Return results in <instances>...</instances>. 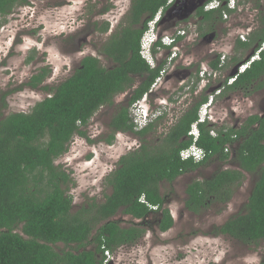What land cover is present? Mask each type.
I'll use <instances>...</instances> for the list:
<instances>
[{
    "label": "trees",
    "instance_id": "16d2710c",
    "mask_svg": "<svg viewBox=\"0 0 264 264\" xmlns=\"http://www.w3.org/2000/svg\"><path fill=\"white\" fill-rule=\"evenodd\" d=\"M27 2L0 0V27L15 6ZM165 2H135L129 19L139 22L142 18L143 28L132 33L131 40L128 37L132 31L127 27V38L114 34L100 50L112 65L106 67L97 56L87 55L67 78L49 89V96L36 102L29 111L3 113L0 109V264H105L106 253H112L120 245H133L142 238L149 214L160 213L161 231L170 228L173 218L164 206L160 184L171 182L212 157L228 162L236 155L240 169H219L210 177L190 181L185 188L184 206L199 212L213 203L225 204L245 178L244 172L253 173L254 185L244 212L233 214L215 228V233L247 244L264 240V118L250 115L240 127L222 126L216 128L214 135L210 132L213 124L198 122L199 135L194 143L203 149L204 157L197 162L182 159L180 151L192 144L188 131L208 95L185 110L158 144L144 138L155 119L142 129L134 128L129 106L142 98L164 63L151 67L140 55L142 37L148 21ZM223 8L218 9L220 18L227 10ZM258 19L259 27L246 41L237 38L235 49L258 48L264 38V12ZM155 45L166 47L160 42ZM243 59L234 55L229 61L236 64ZM218 61L219 58L210 62L214 70L220 69ZM49 73L48 67H41L27 84L38 87ZM136 76L143 78L142 83L111 117L109 134L102 140L111 144L116 132H129L141 138V143L123 154L106 177L111 191L103 201L92 199L74 209L68 192L71 177L55 160L66 152L74 135L88 137L85 126L92 115L111 104L116 94L130 89ZM251 84L253 89L264 86V49L233 83L225 86L228 90L249 89ZM118 212L141 221L122 226L113 219ZM57 243L81 247L91 243L92 247L57 250L53 246ZM258 264H264V259Z\"/></svg>",
    "mask_w": 264,
    "mask_h": 264
},
{
    "label": "rangeland",
    "instance_id": "374dc122",
    "mask_svg": "<svg viewBox=\"0 0 264 264\" xmlns=\"http://www.w3.org/2000/svg\"><path fill=\"white\" fill-rule=\"evenodd\" d=\"M54 1L59 4L54 6L52 4ZM250 1L254 6L256 0ZM257 1L258 5L264 6V0ZM250 3L240 2L238 15H233L230 22L224 23V43L221 49L230 52L232 56L244 58L250 50L235 49V46H232L235 32L239 34L246 30L247 25L255 26L254 29L259 27L260 14L254 12V8H248ZM79 6V0H32L29 5L18 6L12 14H8L0 27V109L3 113L29 111L36 102L49 96V89L67 78L85 55L97 56L106 67L112 65V62L98 51L101 40L94 42L89 38L90 42L82 44L81 50L73 51L78 34L72 31L78 25L76 16ZM256 8L261 10L260 7ZM84 34L85 32L79 36L83 37ZM143 34L144 37L149 36V33ZM182 42L181 62L191 61V66L195 64L199 66L203 62L204 72H211L208 61L214 56L209 45H201L198 41L191 44ZM154 59L167 60L163 49L156 50ZM41 67H48L50 73L38 87H30L27 82ZM231 68L232 65L226 67L221 76L224 77L231 72ZM193 80V83L197 84L194 92L184 85L179 88L180 90H176L172 83L175 85L177 82L168 79L161 89L157 90V94L149 98L150 103L147 105L149 112L156 111L158 117L155 118L153 127L144 134L146 142L151 144L161 142L170 125L184 113L186 105L192 104V96L200 91V87L210 83L206 79L198 83L195 82V78ZM138 81L135 77L134 85ZM214 85L211 81L210 88ZM44 86L48 89L45 90ZM216 86L207 95L212 94L214 98L211 92ZM130 94L131 89L116 94L111 104L99 108L85 126L88 137L74 135L68 143L66 152L55 160V163L66 169L71 177L68 192L73 198L74 209L92 202V199L103 201L104 196L111 191L106 177L117 167L118 160L123 154L141 143V138L129 132H116L111 144L102 140V137L105 138L109 134L111 117L119 106L125 104ZM239 98L238 93L230 91L218 97L212 106L210 104L205 107L210 117L207 123L213 124V129L210 130L212 134H215L216 128L222 126H240L247 114H263L264 86L254 94L253 105ZM131 105L133 104L129 106V115L133 122ZM235 146L237 149V144ZM232 158L228 162H223L212 157L171 182H162L160 193L165 199L164 206L170 210L173 218L172 226L161 231L158 227V212L147 216L145 218L147 223L143 224L146 231L142 238L133 245L119 246L112 253L108 255L106 253L108 262L105 264H258L264 259V240L257 244H247L227 235L215 233V228L233 214L244 212L254 185L255 174L244 172L245 178L234 189L233 195L225 204L213 203L209 208L199 212H193L184 206L187 197L186 185L194 179L210 177L219 169L239 168L236 155ZM113 219L122 226L134 225L141 221L121 212L116 213ZM53 246L57 250L79 251L91 248L92 244L88 243L81 247L76 244L70 246L57 243Z\"/></svg>",
    "mask_w": 264,
    "mask_h": 264
},
{
    "label": "flooded vegetation",
    "instance_id": "af4514ba",
    "mask_svg": "<svg viewBox=\"0 0 264 264\" xmlns=\"http://www.w3.org/2000/svg\"><path fill=\"white\" fill-rule=\"evenodd\" d=\"M32 0H28L27 3H21L15 6L12 9V14L16 7L29 5ZM43 1V0H42ZM137 0H79L80 6L78 8L76 22L78 25L72 31L73 33H77L78 36L76 38V45L73 47V51L81 50L82 44H85L89 38H91L94 42L101 40L99 44L98 51L103 54L105 57L106 55L102 53L100 50L104 48L108 43H110L112 36L114 34H118L119 37H123V35L127 38V34L129 32V27L131 30V35L128 37L129 39H133L132 33L136 34L137 29L143 28V19L139 22H130V15H132L134 10V4ZM214 0H166V2L158 9L160 12L159 18L156 22L155 29L158 32V36L162 37L163 35H172L175 38V42L169 46L164 47L163 51L165 52V58L169 56L171 53V49L174 46H177L176 56L172 58L169 62L167 60H155L154 59V66H158L163 63L161 68L160 74L155 79V81L150 85L149 89L145 92L148 98L151 96H155L157 94V90L161 89V87L167 82L168 79L176 81L175 85L172 83L173 87L176 90H180L183 85L192 92L195 91L197 84L193 83V78H195V82L203 81L212 79L211 81L216 85H221V87L216 88L214 91V98L211 102V106L217 100L218 97L222 96L223 94L228 92H235L238 93L240 96V100L243 102L249 101L253 105V96L258 91L262 90L263 87L258 89H253L254 86L250 85V88L247 89H235V90H228L226 85V78L221 77L220 69L214 70L210 66V62L214 59H218V66L220 65L221 57L223 56L225 62L231 60V54L227 53L221 46L224 43L223 37V28L224 23L230 22L233 18V15H238L240 11V2L249 4V0H236L235 5L236 8L234 10H229L226 14V17L222 16L219 17L218 9H222L225 7V0H222L217 8H211V3ZM257 2V0H256ZM255 2L254 6H252V2L249 9L256 7H260L261 10L258 12L260 16L262 15L263 7L258 5ZM57 2L54 1L52 4L57 6ZM224 9V8H223ZM224 12V11H223ZM257 16V15H256ZM259 17V16H258ZM108 24V28L105 30L104 26ZM255 26L252 27L250 32L247 35V39L249 38L251 32ZM69 32V33H72ZM83 37H80L79 34L84 33ZM170 32V33H166ZM181 32V33H180ZM71 35V34H70ZM69 35V36H70ZM132 36V37H131ZM237 31L235 32L234 37V47L237 41ZM191 44L194 41H198L201 45H209L213 51V59L208 61V66H210V70L215 73L212 74L208 71L204 72L203 62L198 66V64L191 66V61L181 62L182 59V51L183 42ZM90 42V41H88ZM159 47L156 45V48ZM232 47V49H233ZM231 49V52H232ZM225 54V55H222ZM87 56V55H85ZM83 56V57H85ZM82 57V58H83ZM81 58V59H82ZM80 59V60H81ZM217 71V72H214ZM136 79L139 81L135 83L133 87H131V93L135 87L140 85L143 81V78L140 76H136ZM179 80L181 82H179ZM210 83L204 87H200V91L196 92L194 96H192L193 102L191 105L187 104L186 109H190L193 105L197 104L202 98L207 95V93L214 87H211V81L208 80ZM182 83V84H181ZM187 83V84H185ZM178 85V86H176ZM196 86V87H195ZM195 87V89H194ZM180 88V89H179ZM174 90V89H173ZM218 90L219 92H216ZM175 91V90H174ZM173 93V92H172ZM158 96V95H157ZM179 96H177L178 98ZM196 97V98H195ZM174 99V97H173ZM160 100V99H158ZM191 100V99H190ZM173 101V100H171ZM175 102V99L174 101ZM161 103V102H160ZM185 108V107H184ZM264 108V107H263ZM251 109V108H250ZM184 110V111H185ZM263 114H247L244 118L241 125L250 115H258L259 119L264 118V109ZM181 116V115H180ZM240 125V126H241ZM257 125V123L255 124ZM234 126L236 128L240 127ZM153 213L149 214L148 216L152 215ZM160 218V213H158ZM121 246H128V245H120ZM108 262V261H107Z\"/></svg>",
    "mask_w": 264,
    "mask_h": 264
},
{
    "label": "built area",
    "instance_id": "2783aa9c",
    "mask_svg": "<svg viewBox=\"0 0 264 264\" xmlns=\"http://www.w3.org/2000/svg\"><path fill=\"white\" fill-rule=\"evenodd\" d=\"M222 0H214L211 3V8H217L219 3ZM236 0H225V7L227 8V10H234L236 8L235 5ZM227 10H224L223 12V16L226 17L227 14ZM256 13L259 12V9H254ZM262 12H264V6L262 9ZM160 12L158 11L154 17L148 21V30H152L153 28H155L156 22L159 18ZM252 29L251 26L247 25L246 30H242L239 34L237 32V38H239L241 41H246L247 40V35L250 32V30ZM181 33V32H180ZM151 35V34H150ZM150 40L151 37H142V46L147 47L150 44ZM175 42V38L172 35H167L165 36V43L166 44H173ZM264 49V38L262 40V42L260 43V45L258 46V48L256 50H254L253 54H251L248 59H246L244 62H242L238 67H237V73L233 76H228L226 83L227 84H231L233 83L237 76L244 72L252 62H254L256 59L259 58V53L260 51ZM162 48L161 47H157V51H161ZM145 52V51H144ZM176 52H177V46L172 47L171 49V53L169 54V56L167 57V61L169 62L172 58H174L176 56ZM146 53V52H145ZM146 56V61L148 62V64L153 67L154 66V59L149 56V54H145ZM225 55V54H222ZM224 57H221L220 60V72H221V68L223 67L225 60H223ZM217 72V71H214ZM212 74L215 75V73H213L212 71L210 72ZM158 79V78H156ZM216 92H218V90H216ZM213 99V95H210L207 102L203 103L198 110V119L196 120V122H194L191 127L190 130L188 131V134L193 135L194 139H196L198 137V128H197V123L198 122H204L207 121L210 117L209 114L205 111V107H208L211 103ZM133 105H131V110L132 111V116H133V122L135 125L136 129H141L143 127H145L149 122H151L153 119H155L157 115L156 111L149 112V108L147 107V105L149 104V98L147 96V94H144L142 96L141 99L136 100L132 103ZM214 135V134H213ZM204 156V151L201 148H198L196 146H188L186 148H183L180 151V157L182 159H189L191 158L193 161H198L200 159H202ZM108 255V253H107Z\"/></svg>",
    "mask_w": 264,
    "mask_h": 264
},
{
    "label": "clouds",
    "instance_id": "9594fccd",
    "mask_svg": "<svg viewBox=\"0 0 264 264\" xmlns=\"http://www.w3.org/2000/svg\"><path fill=\"white\" fill-rule=\"evenodd\" d=\"M147 31L148 32H145L146 34L147 33H149V36L151 37V40H150V44H149V46H147V47H144V46H142V43H141V47H140V55L146 60V55L145 54H149V56H151L153 59H154V53L155 52H153V48L155 47V49L157 50V48H156V43L157 42H160V43H162L164 46H166V47H169V46H171L172 44H166L165 43V36H167V34L166 35H163L162 37H159L158 36V32L156 31V29L155 28H153L152 30H148L147 29ZM151 34V35H150ZM159 46V45H158ZM162 48V47H161ZM162 49H164V48H162ZM146 53H145V52ZM214 92L215 91H213V92H211V93H213L214 94ZM210 95H212V94H210ZM210 95H208V98H209V96ZM208 98H207V100H208ZM207 100L205 101V102H207ZM213 100V99H212ZM205 102H203V103H205ZM212 102V101H211ZM149 103H150V100H149ZM202 103V104H203ZM201 104V105H202ZM211 104V103H210ZM200 105V106H201ZM154 120V119H153ZM153 120L151 121V122H153ZM150 123V122H149ZM148 123V124H149ZM147 124V125H148ZM146 125V126H147ZM142 129V128H141ZM136 130H139V129H136ZM198 135H199V131H198ZM188 136H191L192 137V140H193V142H192V144L190 145V146H196L195 145V141H196V139H194V137H193V135H190V134H188ZM197 147V146H196ZM199 148V147H198ZM203 150V149H202ZM204 157V156H203ZM201 160V159H200ZM200 160H198V161H200ZM194 162H197V161H194Z\"/></svg>",
    "mask_w": 264,
    "mask_h": 264
},
{
    "label": "water",
    "instance_id": "95a60500",
    "mask_svg": "<svg viewBox=\"0 0 264 264\" xmlns=\"http://www.w3.org/2000/svg\"><path fill=\"white\" fill-rule=\"evenodd\" d=\"M254 50H255V48H253L252 50H251V52L242 60V61H240V62H237L236 64H234V66H233V68H232V71L229 73V76H233V75H235L236 73H237V67L242 63V62H244L246 59H248V57L251 55V54H253V52H254ZM228 77V76H227ZM220 85H217L216 87H215V89L216 88H218ZM214 89V90H215ZM213 90V91H214ZM212 91V92H213Z\"/></svg>",
    "mask_w": 264,
    "mask_h": 264
},
{
    "label": "crops",
    "instance_id": "0c3cea01",
    "mask_svg": "<svg viewBox=\"0 0 264 264\" xmlns=\"http://www.w3.org/2000/svg\"><path fill=\"white\" fill-rule=\"evenodd\" d=\"M251 50H252V49L249 50V53L251 52ZM224 51H225V50H224ZM249 53H248V54H249ZM248 54H247V55H248ZM233 56H234V55H233ZM245 57H246V56H245ZM245 57H244V58H245ZM228 62H229V63H228ZM229 65L234 66L233 63L230 64V61L227 60V61L224 63V66L221 68V71L223 72V70H224L226 67H228ZM231 69H232V68H231ZM229 73H230V72H229ZM229 73H228L227 75H225L224 77L229 76ZM220 78H222V76H221ZM208 80L211 81L212 79H208ZM226 84H227V83H226ZM227 85H228V84H227ZM219 87H221V85H220Z\"/></svg>",
    "mask_w": 264,
    "mask_h": 264
}]
</instances>
